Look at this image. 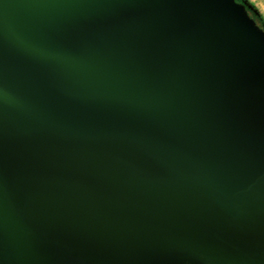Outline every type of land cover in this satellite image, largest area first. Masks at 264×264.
<instances>
[{
  "label": "water",
  "instance_id": "water-1",
  "mask_svg": "<svg viewBox=\"0 0 264 264\" xmlns=\"http://www.w3.org/2000/svg\"><path fill=\"white\" fill-rule=\"evenodd\" d=\"M247 9L0 0V264H264Z\"/></svg>",
  "mask_w": 264,
  "mask_h": 264
},
{
  "label": "trees",
  "instance_id": "trees-1",
  "mask_svg": "<svg viewBox=\"0 0 264 264\" xmlns=\"http://www.w3.org/2000/svg\"><path fill=\"white\" fill-rule=\"evenodd\" d=\"M241 3H245L246 6H250L252 9L256 8L254 5H252L249 0H241ZM248 13L251 15V17L257 22V24L264 29V19L261 14L259 15H254L251 9H247Z\"/></svg>",
  "mask_w": 264,
  "mask_h": 264
},
{
  "label": "crops",
  "instance_id": "crops-1",
  "mask_svg": "<svg viewBox=\"0 0 264 264\" xmlns=\"http://www.w3.org/2000/svg\"><path fill=\"white\" fill-rule=\"evenodd\" d=\"M255 7L259 10L260 14L262 15L264 19V2L257 0V2H254Z\"/></svg>",
  "mask_w": 264,
  "mask_h": 264
},
{
  "label": "snow or ice",
  "instance_id": "snow-or-ice-1",
  "mask_svg": "<svg viewBox=\"0 0 264 264\" xmlns=\"http://www.w3.org/2000/svg\"><path fill=\"white\" fill-rule=\"evenodd\" d=\"M249 2H253V0H249ZM236 3L237 4H240L241 3V0H236ZM262 31H264V29H261Z\"/></svg>",
  "mask_w": 264,
  "mask_h": 264
},
{
  "label": "rangeland",
  "instance_id": "rangeland-1",
  "mask_svg": "<svg viewBox=\"0 0 264 264\" xmlns=\"http://www.w3.org/2000/svg\"><path fill=\"white\" fill-rule=\"evenodd\" d=\"M260 1H262V2H264V0H260ZM254 2L256 3L257 2V0H253V2H250L252 5H254ZM255 6V5H254Z\"/></svg>",
  "mask_w": 264,
  "mask_h": 264
}]
</instances>
